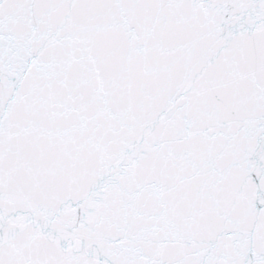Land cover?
<instances>
[{"label":"snow or ice","instance_id":"6c2138e0","mask_svg":"<svg viewBox=\"0 0 264 264\" xmlns=\"http://www.w3.org/2000/svg\"><path fill=\"white\" fill-rule=\"evenodd\" d=\"M0 264H264V0H0Z\"/></svg>","mask_w":264,"mask_h":264}]
</instances>
